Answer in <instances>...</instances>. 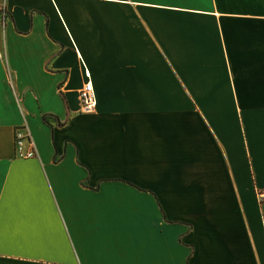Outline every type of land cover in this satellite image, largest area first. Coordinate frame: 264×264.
Segmentation results:
<instances>
[{"label":"crops","instance_id":"1","mask_svg":"<svg viewBox=\"0 0 264 264\" xmlns=\"http://www.w3.org/2000/svg\"><path fill=\"white\" fill-rule=\"evenodd\" d=\"M4 6L0 264H264V0Z\"/></svg>","mask_w":264,"mask_h":264},{"label":"built area","instance_id":"2","mask_svg":"<svg viewBox=\"0 0 264 264\" xmlns=\"http://www.w3.org/2000/svg\"><path fill=\"white\" fill-rule=\"evenodd\" d=\"M4 0H0V23L3 24L6 18ZM87 76V75H86ZM79 110L87 112L93 109L95 100L93 97L92 84L90 80L82 81L77 89ZM13 147L17 156L29 157L36 154L34 143L31 139L27 127L23 124L13 129ZM255 196L258 202H264V191L257 190Z\"/></svg>","mask_w":264,"mask_h":264},{"label":"trees","instance_id":"3","mask_svg":"<svg viewBox=\"0 0 264 264\" xmlns=\"http://www.w3.org/2000/svg\"><path fill=\"white\" fill-rule=\"evenodd\" d=\"M48 115H51V114H43V115L41 116V119L44 120V121L46 122L45 117L48 116ZM53 116H54V115H53ZM54 117H55V116H54ZM55 119H56V117H55ZM56 120H57V119H56Z\"/></svg>","mask_w":264,"mask_h":264}]
</instances>
